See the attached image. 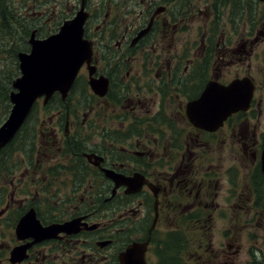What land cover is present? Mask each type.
Listing matches in <instances>:
<instances>
[{
	"label": "flooded vegetation",
	"instance_id": "obj_1",
	"mask_svg": "<svg viewBox=\"0 0 264 264\" xmlns=\"http://www.w3.org/2000/svg\"><path fill=\"white\" fill-rule=\"evenodd\" d=\"M256 8L264 0H32L22 15L0 11L1 46L18 45L3 70L9 98L19 54L79 13L91 51L66 98H39L0 149V264H125L133 245L152 264L159 242L195 231L193 264L260 259L264 90L255 65L264 61V17ZM235 81L243 91L253 84L249 106L201 126L198 111L218 106L219 89ZM11 108L0 104V128Z\"/></svg>",
	"mask_w": 264,
	"mask_h": 264
},
{
	"label": "water",
	"instance_id": "obj_2",
	"mask_svg": "<svg viewBox=\"0 0 264 264\" xmlns=\"http://www.w3.org/2000/svg\"><path fill=\"white\" fill-rule=\"evenodd\" d=\"M85 17L79 13L67 21L61 30L45 40H34L30 54L20 53L21 76L13 82L10 94L13 107L10 115L0 128V149L16 134L29 115L38 98L46 101L59 91L65 99L82 64L91 53L88 43L83 39ZM253 84L243 91L241 81L219 89V104L209 102L205 112L199 113L198 123L212 129L233 111L247 108L253 93ZM207 119V120H205ZM208 123V125H205ZM125 264H147L145 248L133 245L125 252Z\"/></svg>",
	"mask_w": 264,
	"mask_h": 264
},
{
	"label": "rangeland",
	"instance_id": "obj_3",
	"mask_svg": "<svg viewBox=\"0 0 264 264\" xmlns=\"http://www.w3.org/2000/svg\"><path fill=\"white\" fill-rule=\"evenodd\" d=\"M31 5H32V0H0V11L4 12L6 14H8V13L10 14V12L13 10L14 14H21L22 15V11ZM256 16L257 17H264V11L258 10L256 8ZM7 34H8V32L5 29H4V31L0 32V49L4 50L3 52L0 53V67L2 68L0 71V92H3V94H4V95L0 94V104L10 103V100H7V95H8L9 85H10V89H11V84H10L11 80L3 72V70H4V67L6 69L7 65H11V63H12V58L9 59L6 56L11 55V51L18 47V45L9 46L8 43L6 46H3V47L1 46L2 41L8 40ZM20 46H21V44H20ZM263 68H264V61H262L260 63H256L255 74L257 76V79L259 80L261 90H264V73L261 71V69H263ZM0 114H4V113L0 110ZM179 224L185 229V226H186L185 222L180 221ZM216 225L217 224H215V229L213 230L212 235H211L213 246L216 245V240H217V238H219V232L217 230ZM207 235L209 236V234H207ZM192 236L193 237L189 238L188 240L185 236L184 239L188 243V246L186 244H182V246L179 249V256H181L184 260L181 262V264L196 263L198 255H196L194 245L196 246L197 243L199 242V235L195 231V232H193ZM242 240L246 243H249V244H251V242H254L253 239H250L251 242H249L248 236H247V239L245 237H243ZM189 242H193L192 243L193 248L189 247ZM165 245H166V243H161V242H159L157 244V250H159V256L153 257V259L151 261L152 264H158L160 258H161V261H163L162 259H163L165 254H162L163 255L162 256L161 253L162 252L165 253V250H166ZM174 253H175V251H174ZM259 257L261 259H264V255H260ZM248 259H249L248 254L242 253L236 257V261L234 264H246V263L251 264ZM215 264H226V263L217 261V262H215Z\"/></svg>",
	"mask_w": 264,
	"mask_h": 264
},
{
	"label": "trees",
	"instance_id": "obj_4",
	"mask_svg": "<svg viewBox=\"0 0 264 264\" xmlns=\"http://www.w3.org/2000/svg\"><path fill=\"white\" fill-rule=\"evenodd\" d=\"M0 94L4 95L3 92H0ZM7 100H9L8 95H7ZM184 237L185 235L183 233L173 232L171 237L167 238L166 245H165L166 247L165 255L162 259L163 261H161L158 264H181V262L184 261L183 258L179 256V249L182 246V244H186L188 246V243L186 242ZM251 264H264V259L255 258L251 262Z\"/></svg>",
	"mask_w": 264,
	"mask_h": 264
}]
</instances>
